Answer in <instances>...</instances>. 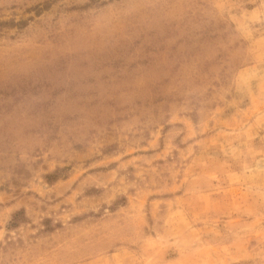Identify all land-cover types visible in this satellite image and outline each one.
<instances>
[{
    "label": "rangeland",
    "instance_id": "1",
    "mask_svg": "<svg viewBox=\"0 0 264 264\" xmlns=\"http://www.w3.org/2000/svg\"><path fill=\"white\" fill-rule=\"evenodd\" d=\"M0 264H264V0H0Z\"/></svg>",
    "mask_w": 264,
    "mask_h": 264
}]
</instances>
